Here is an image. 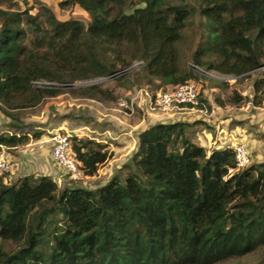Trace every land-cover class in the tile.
Masks as SVG:
<instances>
[{"label":"trees","instance_id":"16d2710c","mask_svg":"<svg viewBox=\"0 0 264 264\" xmlns=\"http://www.w3.org/2000/svg\"><path fill=\"white\" fill-rule=\"evenodd\" d=\"M59 5H79L88 24L60 20L48 8L39 14L0 8V113L14 120L61 93V85L108 77L135 61H143L138 81L150 86L196 78L182 64L187 30L196 34L190 61L205 72L243 78L264 66V0ZM28 32L30 45L24 44ZM45 81L51 84L37 83ZM76 89L89 99H117L100 84ZM253 89L251 99L234 92L229 104L263 105L264 71ZM194 123L158 122L142 130L123 164L126 176L115 174L95 189L77 180L61 188L47 175L11 184L0 178V264H264V162L240 167L233 147L206 149L188 136ZM29 139L0 134V153ZM71 148L87 176L113 155L77 135Z\"/></svg>","mask_w":264,"mask_h":264},{"label":"rangeland","instance_id":"374dc122","mask_svg":"<svg viewBox=\"0 0 264 264\" xmlns=\"http://www.w3.org/2000/svg\"><path fill=\"white\" fill-rule=\"evenodd\" d=\"M60 1L61 0H8L7 2L0 3V8H11V10L20 11L30 10L32 14H39L43 12L44 8H48L60 20L73 18L82 21L85 25L88 24L90 20L89 14L79 5L61 8L59 5ZM185 36V43L181 46L182 64L188 65L198 72L199 75L190 81L194 82L197 86L201 100H203L204 104L207 106L209 113L208 115L200 116L197 111L180 116L176 112L175 117L171 119L175 120L185 117L190 122H195L194 125L188 128L187 133L191 140L198 143V129L200 127L198 126L200 125L198 121L200 118L206 116L212 118L213 114V117H217L218 115L213 113L214 111L212 110L214 105L221 106L222 108H225L227 105L240 108L247 106L249 104L247 100L239 106L231 105L229 104V98L237 91L246 98L248 97V99H251L254 95V80L263 76L264 66L260 70L243 78L230 75H228L230 78L228 80L218 78L217 76L219 75L217 73L205 72L201 68L193 66L190 61V54L196 44V34L193 30H187ZM32 39L33 34L28 32L24 44L30 45ZM138 70L139 69L128 71L115 79L97 78L78 81L73 83V85H61V93L43 99L33 108L21 111L18 120H14L0 113V130L5 129L7 133L12 131L17 134L27 132L34 138L37 134L40 138H50L54 132L63 131L71 134V136L77 135L79 138L93 139L105 145L106 149L112 152L113 155L106 163L99 167L96 175L87 176L85 179L73 183L95 189L105 184L115 174H119L124 178L128 169L122 168V163L113 171H111L112 166H107V164L113 160L116 155L117 157L119 156L118 158H120L122 162H127L134 153V150L137 149L139 141L137 139L138 133L155 123L171 122L167 119L165 116L166 112L163 110L156 109L153 111L151 110V112L147 110V98L145 96V91L150 94H157L161 90H165L168 86L160 88L159 82L155 83L154 86L147 85V81L145 80L139 82L137 75ZM93 84H100L103 88L112 90L117 99L115 101L100 100L99 97L94 95L95 99L89 100L88 97L81 95L82 91H77L76 89ZM133 98H136L135 102L138 106H133L132 109L134 112L130 113L131 110L127 108V106L130 105ZM142 98H144V100H141ZM219 100L224 101L223 106L218 103ZM261 107H264V104ZM251 110V108L246 109L243 107L242 113ZM12 123L17 124V126L13 127L11 125ZM203 125L205 127L207 123L205 122ZM14 151L15 150H10V153L14 154ZM251 161L252 158L249 164L252 163ZM10 164L11 170L9 172L0 173V178L4 183H15L20 177L28 175H13L11 172L13 161H10ZM111 172H113V176H111ZM33 175L39 176L35 173H33ZM70 181L72 182L71 179L65 176V180L57 183L63 188L65 184L70 183ZM6 247H8V244ZM256 257V255L252 256L244 260V262L254 261Z\"/></svg>","mask_w":264,"mask_h":264},{"label":"crops","instance_id":"0c3cea01","mask_svg":"<svg viewBox=\"0 0 264 264\" xmlns=\"http://www.w3.org/2000/svg\"><path fill=\"white\" fill-rule=\"evenodd\" d=\"M248 103L247 106L243 107L246 109L251 108L252 110L245 113H242L243 107L227 105L225 108H222L221 106L214 105L212 109L214 111L213 113L218 116L213 117V114L212 118L206 116L201 117L199 120L198 143L208 150H219L226 147L234 148L238 144H244L251 152L252 163L264 162V107H261L262 105L256 106L251 101H248ZM177 114L182 116L186 113L181 111L177 112ZM175 115L176 113L165 114L170 121L183 120L190 122L185 117L175 120L171 119ZM202 122H206L209 128L207 126L204 127ZM5 132V129L0 130V134ZM8 133L12 134L16 132L10 131ZM23 133L28 134L30 137L26 144L11 148L4 147L2 150L4 156L9 161H13L12 174L15 176L33 173L47 175L54 178L58 183L65 180L64 171L51 159L50 150L52 143L49 140L50 138H34L27 132ZM10 150H15L14 154H11ZM118 157L117 155L116 157L114 156L113 160L107 164V166H112L111 171L119 167V164L125 163ZM111 176H113V172H111Z\"/></svg>","mask_w":264,"mask_h":264},{"label":"built area","instance_id":"2783aa9c","mask_svg":"<svg viewBox=\"0 0 264 264\" xmlns=\"http://www.w3.org/2000/svg\"><path fill=\"white\" fill-rule=\"evenodd\" d=\"M143 61H135L129 68L121 70L120 72L102 78L115 79L120 77L123 73L140 69ZM194 66V65H193ZM217 73L218 78L228 80V76H223L216 71H209ZM212 75V74H211ZM38 85H49L50 82H37ZM147 98V110L160 109L166 113H173L184 111L185 113L197 112L198 115H208V108L199 100V90L194 82L188 80L183 83L169 85L165 90H161L157 94H150L145 91ZM136 98L131 100L130 105L127 106L133 113V106L138 104L135 102ZM141 100H144L142 98ZM52 143L50 156L64 171L65 176L71 180H83L87 177L82 167L81 161L77 158L71 148V134L63 131L54 132L50 139ZM236 159L240 167L247 166L251 160V152L244 144H238L234 147ZM11 170L10 161L4 154L0 153V173L9 172Z\"/></svg>","mask_w":264,"mask_h":264}]
</instances>
